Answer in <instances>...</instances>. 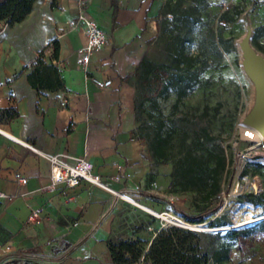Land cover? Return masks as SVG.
I'll use <instances>...</instances> for the list:
<instances>
[{
    "label": "crops",
    "instance_id": "obj_1",
    "mask_svg": "<svg viewBox=\"0 0 264 264\" xmlns=\"http://www.w3.org/2000/svg\"><path fill=\"white\" fill-rule=\"evenodd\" d=\"M53 1L37 0L14 26L0 21V109L17 111L0 113V190L7 194L0 198V245L25 255L0 256V263L114 264L113 220L126 206L115 191L143 188L149 171L135 134L134 80L156 34L161 2L116 0L115 13L112 0H85L86 12L107 35L85 70L77 62L87 42L75 25L81 3ZM53 41L59 43L56 59ZM48 43L45 59L61 68L65 86L38 91L27 74ZM93 76L112 84L99 86ZM41 151L87 158L106 186L81 180L73 188L60 182L53 190L41 189L51 182L50 160ZM17 171L27 183L16 179ZM33 209L39 215L31 219Z\"/></svg>",
    "mask_w": 264,
    "mask_h": 264
},
{
    "label": "rangeland",
    "instance_id": "obj_2",
    "mask_svg": "<svg viewBox=\"0 0 264 264\" xmlns=\"http://www.w3.org/2000/svg\"><path fill=\"white\" fill-rule=\"evenodd\" d=\"M160 2L161 28L151 39L134 80L135 134L149 165L143 197L137 200L168 217L126 201L115 212L111 238L148 241L142 244L146 252L160 228L176 225L198 233L201 251L210 255L206 264H264V229L255 226L245 241L229 234L230 229L253 227L264 217V143L249 137L251 128L240 123L252 87L240 66L236 43L245 31L242 14L249 11L255 27L253 43L264 52V34H258L264 32V0ZM175 38L185 41L186 56L176 57L170 49ZM49 45L39 53L45 54ZM155 68L174 77L182 74L184 95L179 94L180 85L159 82ZM218 159L224 164L214 171ZM212 173L220 182L224 203L205 221L193 222L188 217L217 204L205 198ZM218 215H224L225 222L212 226ZM251 216L259 219L242 224ZM223 247L231 250V256L213 258Z\"/></svg>",
    "mask_w": 264,
    "mask_h": 264
},
{
    "label": "trees",
    "instance_id": "obj_3",
    "mask_svg": "<svg viewBox=\"0 0 264 264\" xmlns=\"http://www.w3.org/2000/svg\"><path fill=\"white\" fill-rule=\"evenodd\" d=\"M37 0H0V21H6L9 26L22 22L33 10ZM115 6V13L118 9L116 0H112ZM56 3V0L53 1ZM114 13V14H115ZM115 16V15H114ZM158 28H161V24L158 23ZM261 28L259 29V31ZM258 34H264L260 31ZM184 40L182 38H175L170 43V49L173 51L176 57L186 56L184 51ZM54 53L53 58H58L59 43L53 41ZM144 58V57H143ZM180 63H183V59H179ZM143 59L141 60V62ZM151 66H155V63H150ZM154 77L159 82H173L174 84L180 85L179 94L184 95V87L182 82L185 80L182 74H178V77L170 75L164 69L155 68ZM154 69V70H155ZM28 80L32 87L36 90H59L65 86V79L62 74L61 68L53 61L47 62L45 59L44 51H41L38 57L32 62L31 67L27 74ZM0 113L6 114H17V111L13 108L0 109ZM219 164H224L223 160L218 159L216 165L213 167L214 171H217ZM264 166V165H262ZM246 172V171H245ZM231 185H229L225 192H230ZM221 191V185L217 179V175L212 173V182L210 189L205 194V198L209 203L217 202L216 206L209 208L207 211L200 215L188 217L193 222L201 223L212 214L217 213L219 208L224 203L222 195L219 194ZM224 215L216 216L212 221L211 225L223 224ZM261 230L264 229V218L250 228H234L230 229L229 234L236 236L242 241H245L244 236L247 232L254 229V227ZM198 233L192 230H184L182 227L176 225H170L167 227L160 228L155 237L152 239L149 245V250L144 252L142 244H148V241L143 239H119L109 241V249L112 254L114 264H134L139 261L142 256L145 259L151 261L153 264H206L210 255L203 253L199 242L196 241ZM231 256V250L221 248L213 253V258L221 260L223 258H229Z\"/></svg>",
    "mask_w": 264,
    "mask_h": 264
},
{
    "label": "built area",
    "instance_id": "obj_4",
    "mask_svg": "<svg viewBox=\"0 0 264 264\" xmlns=\"http://www.w3.org/2000/svg\"><path fill=\"white\" fill-rule=\"evenodd\" d=\"M79 1L81 3V6L75 25L80 26L83 29V31L87 35V42L78 49L77 62L80 66L87 70L91 63L92 54L105 45L107 41V35L102 29V27L96 22V20L86 12L84 6L85 0ZM92 80L99 86H110L112 84V79L102 80L98 77L93 76ZM17 139L24 142L27 146L31 147L32 149L38 150L31 143L25 142L19 138ZM41 154L46 156L50 160L51 164V182L49 185H47L46 187H42L41 189L53 190L56 188V185L60 182H65L67 187L73 188L78 185L81 180H87L97 185L106 186L102 182L100 177L94 172V164L85 157H77L65 152L49 154L41 151ZM70 159H73L74 161H70ZM15 177L21 183L28 182V177L19 171L15 173ZM142 191L143 188L140 185H136L133 188L125 187L120 191H115V193L125 201H128L133 204H139V201L137 200L135 195L141 193ZM6 195L7 194L5 192L0 190V198L5 197ZM130 197H133L137 201L133 200ZM38 215L39 209H33L31 213V219H34ZM13 255L25 256L24 253H15L12 250L11 245L6 246L5 248L0 245V256L9 258ZM248 260H253V257L249 256ZM149 263L150 261L146 260L145 256H142L140 258V261L134 264Z\"/></svg>",
    "mask_w": 264,
    "mask_h": 264
},
{
    "label": "water",
    "instance_id": "obj_5",
    "mask_svg": "<svg viewBox=\"0 0 264 264\" xmlns=\"http://www.w3.org/2000/svg\"><path fill=\"white\" fill-rule=\"evenodd\" d=\"M241 18L245 31L236 40L239 63L245 77L251 83L252 90L250 102L240 118V123L257 131L264 143V52L253 43L255 27L250 12L245 11Z\"/></svg>",
    "mask_w": 264,
    "mask_h": 264
},
{
    "label": "bare ground",
    "instance_id": "obj_6",
    "mask_svg": "<svg viewBox=\"0 0 264 264\" xmlns=\"http://www.w3.org/2000/svg\"><path fill=\"white\" fill-rule=\"evenodd\" d=\"M248 133L250 134L249 135V137H253L254 139H262V136L257 132V131H255L254 129H252L251 128V130H249L248 131ZM247 136H248V134H247ZM130 198H132L133 200H136V199H134L133 197H130ZM137 201V200H136ZM133 204V203H132ZM136 205L137 206H140V207H142V208H144V209H146L147 211H149V212H152V213H155V214H157V215H159V216H163V217H168L167 216V214L164 212V213H161V214H159V213H156L153 209H151V208H149L148 206H146V205H143L141 202H139V204L138 203H136ZM169 215V214H168ZM256 219H259V218H254V217H248V219L246 220V221H242V224H250L251 222H253V221H255Z\"/></svg>",
    "mask_w": 264,
    "mask_h": 264
}]
</instances>
